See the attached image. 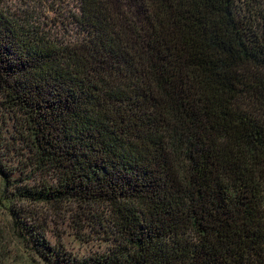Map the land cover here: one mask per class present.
<instances>
[{
	"label": "trees",
	"instance_id": "trees-1",
	"mask_svg": "<svg viewBox=\"0 0 264 264\" xmlns=\"http://www.w3.org/2000/svg\"><path fill=\"white\" fill-rule=\"evenodd\" d=\"M71 3L0 0L14 235L47 264H264V0ZM14 203L93 209L111 249L72 258Z\"/></svg>",
	"mask_w": 264,
	"mask_h": 264
},
{
	"label": "rangeland",
	"instance_id": "rangeland-1",
	"mask_svg": "<svg viewBox=\"0 0 264 264\" xmlns=\"http://www.w3.org/2000/svg\"><path fill=\"white\" fill-rule=\"evenodd\" d=\"M72 0L57 7L60 11H69L73 7ZM7 6L10 8L30 6L28 9L35 20L48 23L51 25L53 21L57 26L61 20L60 11L53 9L43 12L42 7L36 0H6ZM29 4V5H26ZM56 7V6H55ZM63 8V9H61ZM62 16V15H61ZM65 16V15H64ZM49 28V27H46ZM12 116V115H11ZM0 121L5 122L7 128L8 139L13 135V125L15 120L13 117L3 115L0 112ZM12 164H17V157L8 156ZM0 185V193H1ZM16 209L22 208L37 212L43 217L44 223L48 228L46 239L52 247H59L73 258L85 259L89 257L99 256L111 249V240L105 235V232L97 227L95 219L96 213L93 209L79 207L77 204H65L63 206L51 205H29L23 203H14ZM9 205L6 200H2L0 194V264H47L45 260L37 254L30 251L19 241L11 229V217L9 215ZM89 220V221H88Z\"/></svg>",
	"mask_w": 264,
	"mask_h": 264
}]
</instances>
